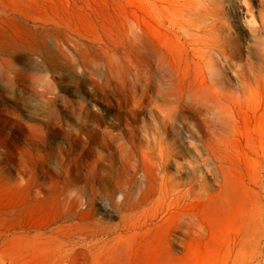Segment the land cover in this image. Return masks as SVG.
I'll return each instance as SVG.
<instances>
[{"label": "rangeland", "instance_id": "1", "mask_svg": "<svg viewBox=\"0 0 264 264\" xmlns=\"http://www.w3.org/2000/svg\"><path fill=\"white\" fill-rule=\"evenodd\" d=\"M176 1L0 0V264H264V0Z\"/></svg>", "mask_w": 264, "mask_h": 264}, {"label": "bare ground", "instance_id": "2", "mask_svg": "<svg viewBox=\"0 0 264 264\" xmlns=\"http://www.w3.org/2000/svg\"><path fill=\"white\" fill-rule=\"evenodd\" d=\"M176 1V0H175ZM181 1V0H180ZM183 1H187V0H183ZM192 1V0H191ZM210 1V0H209ZM209 1H208V3H209ZM177 3L175 4L174 2V6L172 5V7H174V10H176V13L177 14H179L180 12H183V11H186V12H190L191 10L190 9H188L185 5H181L180 4V2L179 1H176ZM179 2V3H178ZM182 2V1H181ZM205 2V1H204ZM211 2V1H210ZM187 4H188V2H187ZM186 4V5H187ZM193 4H197V2L195 3V2H193ZM212 4H213V2H212ZM205 5V3L203 4V6ZM217 6V5H216ZM208 8H209V6H208ZM203 9H204V7H203ZM206 11H205V13H202V15L200 14V11H195V12H193V13H195V15L196 16H194V18H196L197 17V19H198V17H200V16H202V17H206V16H210V14L214 17L215 15L217 16V12H219V9H218V7H213V8H211L210 7V9H205ZM203 12V11H202ZM198 15V16H197ZM209 18H212V17H209ZM216 18V17H215ZM208 19V18H207ZM200 20V19H199ZM198 20V21H199ZM206 20V19H205ZM215 20V19H214ZM203 21V20H202ZM201 21H199L198 22V24L200 23ZM184 24V23H183ZM208 24H210V23H208ZM195 25H197V23L195 24ZM146 26H148L149 27V31H152V29L150 28V26L146 23ZM180 26V25H179ZM182 24H181V27L180 28H182ZM202 26V25H201ZM183 28H184V30H183ZM183 28H182V30L183 31H185V27L183 26ZM200 28H203V27H200ZM145 29H147V28H145ZM144 29V30H145ZM193 29V28H192ZM196 28H194V30H195ZM198 29V28H197ZM202 30V29H201ZM147 31H148V29H147ZM187 31V30H186ZM146 32V31H145ZM189 32L192 34H194V32H191L190 30H189ZM147 33V32H146ZM190 33H189V36H190ZM184 35L185 34H187V32H185V33H183ZM192 34V35H193ZM195 34H197V33H195ZM207 34V33H206ZM203 35V34H202ZM194 36V35H193ZM198 36V35H197ZM197 36H194V37H197ZM205 36V35H204ZM203 36V37H204ZM177 37H178V35H177ZM186 37V36H185ZM199 37V36H198ZM201 37V36H200ZM179 38V37H178ZM205 38V37H204ZM194 39V38H193ZM195 39H197L196 41H199L200 39H198V38H195ZM206 40V39H205ZM205 40H201V42H199V43H202V41L203 42H205ZM207 42V41H206ZM208 42H209V40H208ZM211 44V43H210ZM203 45H206L205 43L203 44ZM207 48V47H206ZM204 50V49H203ZM142 52H143V59H144V61H146L147 59V48H146V44L144 43V45H143V48H142ZM200 54H202V53H200ZM149 56V55H148ZM203 56V55H202ZM204 57H205V55H204ZM207 57V56H206ZM149 58V57H148ZM151 58V57H150ZM160 65V64H159ZM149 67V66H148ZM150 69V68H149ZM150 79V78H149ZM132 90V89H131ZM171 124H172V121H171ZM165 161H166V159L165 158H163V161H162V163L164 164L165 163Z\"/></svg>", "mask_w": 264, "mask_h": 264}]
</instances>
